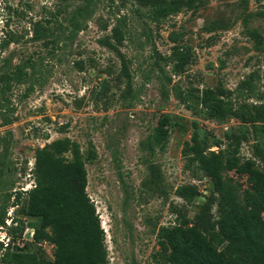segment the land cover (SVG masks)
Here are the masks:
<instances>
[{
    "label": "rangeland",
    "instance_id": "obj_1",
    "mask_svg": "<svg viewBox=\"0 0 264 264\" xmlns=\"http://www.w3.org/2000/svg\"><path fill=\"white\" fill-rule=\"evenodd\" d=\"M181 1L177 13L158 17L145 0H95L71 39L81 0H0V75L27 65L26 77L0 93V226L9 224L13 250L53 259L54 246L31 236L39 219L21 209L35 184L36 151L57 139L95 155L85 162V191L107 264H168L162 227L217 229L226 217L192 159L194 138L207 155L264 170L253 154V125H264V0ZM116 25L120 44L110 38ZM206 89L222 99L223 118L181 102ZM162 121L167 135L158 144L153 130ZM221 176L248 208L253 178L235 169ZM187 188L197 191L189 200L179 196Z\"/></svg>",
    "mask_w": 264,
    "mask_h": 264
},
{
    "label": "trees",
    "instance_id": "obj_2",
    "mask_svg": "<svg viewBox=\"0 0 264 264\" xmlns=\"http://www.w3.org/2000/svg\"><path fill=\"white\" fill-rule=\"evenodd\" d=\"M95 0H81L72 11L69 33L73 38L84 26L85 19ZM184 5L181 0H145L158 17L177 13ZM111 39L121 43L123 35L119 25L111 30ZM110 45L109 41H104ZM27 65L15 66L13 71L0 75V93L9 90L11 82L20 83L25 77ZM191 95H193L191 93ZM195 96V97H194ZM186 106L200 107L210 118L220 119L228 114L222 99L213 90L206 89L193 95ZM165 121L153 130V140L160 144L166 137ZM8 125V119H3ZM256 143L253 154L264 164V125L255 124ZM67 154L71 157L68 158ZM192 159L211 180L215 193L225 208L224 217L217 227L175 225L162 227L158 232L161 255L168 264H264V225L259 213L264 211V170H252L253 161L247 166H238L236 159L225 160L220 154H205L197 139L191 147ZM94 153L85 157L79 146L69 139H57L38 149L34 157V186L27 191L22 207L26 215L36 217L40 223L32 233L34 242L48 241L54 246L53 259L47 260L36 253H25L9 245L0 248L3 264H107L104 234L93 204L86 194L85 162L92 160ZM236 170L253 178L256 195L247 197V207L242 208L235 194L222 181V172ZM197 194L196 189L187 188L180 197L189 200ZM4 225V217L0 219ZM14 231L15 229H11ZM8 233L10 235L9 229ZM11 242V241H10ZM11 244V243H10ZM222 247L221 250L218 248Z\"/></svg>",
    "mask_w": 264,
    "mask_h": 264
},
{
    "label": "built area",
    "instance_id": "obj_3",
    "mask_svg": "<svg viewBox=\"0 0 264 264\" xmlns=\"http://www.w3.org/2000/svg\"><path fill=\"white\" fill-rule=\"evenodd\" d=\"M8 226H0V248L5 249L10 245V235L8 233ZM32 236V235H31Z\"/></svg>",
    "mask_w": 264,
    "mask_h": 264
}]
</instances>
